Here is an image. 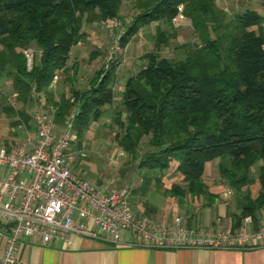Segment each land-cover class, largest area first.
I'll return each mask as SVG.
<instances>
[{"label": "trees", "instance_id": "trees-1", "mask_svg": "<svg viewBox=\"0 0 264 264\" xmlns=\"http://www.w3.org/2000/svg\"><path fill=\"white\" fill-rule=\"evenodd\" d=\"M122 1L131 15L115 36L120 48L141 26L156 23L153 49L125 78L111 118L117 148L141 171L136 188L157 190L161 171L171 166L181 184L164 195L208 201L216 194L208 191L204 164L217 158L218 177L235 197L231 227L245 216L255 226L264 210V17L255 10L228 14L215 0H0V77L16 100L33 101L32 90L51 100L48 85L57 71L66 72L70 47L85 38L83 24L121 20ZM177 15L192 34L176 46L181 60L158 54L175 37ZM32 46L39 52L27 68L21 51ZM115 65L110 60L95 70L86 89L70 91L71 100L53 101V120L76 106L71 126L78 137L110 106Z\"/></svg>", "mask_w": 264, "mask_h": 264}, {"label": "built area", "instance_id": "built-area-1", "mask_svg": "<svg viewBox=\"0 0 264 264\" xmlns=\"http://www.w3.org/2000/svg\"><path fill=\"white\" fill-rule=\"evenodd\" d=\"M21 52L29 68L32 49ZM32 97L33 145L29 150L18 145L12 151L0 146V167L6 169L0 180V194L7 196L0 204V220L8 225L0 264L13 262L20 236L37 237L45 244L68 233L81 236L100 233L106 241L115 243L120 232L126 230L137 238L134 245L160 249H247L264 241V222L251 231L184 227L177 218L173 224L162 227L137 215L131 209L127 187L97 186L71 171L75 158L68 147L73 139L71 116L63 120L54 135L50 115L38 109L42 94L32 90ZM16 174L21 177L15 178ZM242 221L250 222L249 216Z\"/></svg>", "mask_w": 264, "mask_h": 264}, {"label": "crops", "instance_id": "crops-1", "mask_svg": "<svg viewBox=\"0 0 264 264\" xmlns=\"http://www.w3.org/2000/svg\"><path fill=\"white\" fill-rule=\"evenodd\" d=\"M217 4V0H215ZM264 0L261 2V6L254 10L264 17ZM156 24V23H155ZM264 27V25H263ZM263 32V28H262ZM264 37V33H263ZM80 43V42H78ZM77 43V44H78ZM69 57V56H68ZM70 58V57H69ZM5 78L0 77V81ZM6 80V79H5ZM114 80V78H113ZM122 82V81H121ZM120 82V83H121ZM114 84V81L112 82ZM87 88V84L84 85L77 82H72V78L68 77L66 73L57 71L53 76L51 82L48 85V90L51 92V100H44V96L41 102H39L38 109L47 112L50 115L53 124L54 135L62 127L63 120L68 117H64L62 121H54L52 116L53 107L52 102L58 101L61 95L65 97L70 96V91H82ZM117 90L121 91L122 87L117 86ZM69 100L71 98L69 97ZM119 103V99H115L108 108L104 109L100 116L101 119L104 114L108 112L110 119L111 113L115 111ZM33 101L23 103L15 99L13 91H2L0 89V146L4 147L7 151L14 150L18 145H23L25 149L29 150L34 143L35 130L34 123L31 115L33 112ZM6 109V111H5ZM9 109V110H7ZM76 110V106H73L71 112L68 114L73 116ZM123 113H121V116ZM107 118L103 119L106 120ZM97 120V119H96ZM93 120V121H96ZM109 120V119H108ZM106 120V121H108ZM112 120V119H111ZM92 121V120H91ZM89 121L84 131L77 137L72 129L73 139L69 143V150L74 155V161L71 165V171L77 176H82L74 165L78 159V156L89 158V154H86L88 148L87 139L84 141L86 133L89 130L96 129V127L105 121L100 123ZM83 134V135H82ZM92 142V141H91ZM103 143L102 138H98L96 144ZM102 145H107L106 143ZM106 147V146H104ZM99 148V147H98ZM96 149V156L103 151L104 148ZM108 150V148H107ZM107 152V151H106ZM104 154V152H103ZM123 153L117 148V146L109 150L105 156L110 160L112 166H115L119 161ZM219 162V161H218ZM217 162V164H218ZM258 164V162H257ZM135 167V166H134ZM6 175V169L0 167V180ZM15 178L21 177L15 175ZM205 180V178H204ZM100 182V181H99ZM223 182V181H222ZM224 183V182H223ZM95 184H98L96 181ZM116 183L115 185H118ZM225 184V183H224ZM208 185V191L212 194H216L213 191L212 186ZM122 186V185H119ZM136 188V187H135ZM229 190L230 194L232 193ZM133 192V191H132ZM132 194H130L131 199ZM226 196L215 195L212 199L204 201L211 204L213 213L210 215L203 214L198 221L192 222L191 218H185L184 227H212L220 229H237L241 228L245 231H251L258 225L264 222V210L259 214L258 222L254 226L251 221L245 223L241 221L240 226L236 228L231 227L230 215L235 211V204L232 200V208L229 209V202L225 200ZM228 197V196H227ZM7 200L5 194H0V204ZM131 204V201H130ZM229 207V208H228ZM150 214L146 210H140L137 213L139 216L145 217L146 214L151 216L155 206H149ZM207 215V216H206ZM90 227L92 226L89 222ZM194 225V226H193ZM93 229V228H92ZM8 232V225L0 220V256L2 254L5 238ZM137 238L130 232L123 230L119 234L117 242H108L104 239L103 235L96 233L95 236H81L72 233L66 234L62 238H58L45 244H42L37 237L20 236L17 243V250L15 252L13 262L15 264H264V241L256 247L247 249H214L206 247H179L171 249H160L154 247H143L134 245L137 243Z\"/></svg>", "mask_w": 264, "mask_h": 264}, {"label": "rangeland", "instance_id": "rangeland-1", "mask_svg": "<svg viewBox=\"0 0 264 264\" xmlns=\"http://www.w3.org/2000/svg\"><path fill=\"white\" fill-rule=\"evenodd\" d=\"M261 2L262 0H217V5L227 11L228 14H232L246 8L254 10L261 6ZM120 13L122 16L121 20L108 19L102 23H84L82 29L85 33V38L82 42L70 47V58H67L65 64V73L68 77L72 78V82H82V84L88 85V81L95 70L100 67L105 68V65L110 60L116 62L113 71L114 84H112V102L120 98L121 91L117 90L116 87H123L125 78L135 73L144 64L142 54L153 49V35L156 25L155 22H150L141 26L130 36L124 46L120 48L114 39L115 36L120 35L124 26L129 22L131 13L127 2L122 1ZM172 23L176 29L175 37L170 39L166 46H161L158 54L162 57L181 60L183 59V53L180 49H176V46L183 42L191 41L192 34L188 21L180 15H177ZM31 48L33 56L35 55L37 57L39 51L34 46ZM93 50L100 52L99 55L91 57L90 55ZM5 79L0 81V89L4 92L12 91L11 84ZM104 108H108V106ZM105 118L109 120H103ZM100 121L105 122L101 124ZM93 122L100 124L96 129L89 130L85 138L83 137L84 141L87 139L88 142L86 154H89V158L78 156L74 165L82 173L81 178L101 187H120L119 185L127 187L130 194H132L130 199L131 209L138 208L134 209L136 213L140 210H146L150 214L149 206H155L151 216L148 217L146 214L145 217L162 227L173 224L175 218H177L179 225L182 226L185 225V218H191L192 222H196L203 214L209 215L210 213L211 215L213 213L211 204L208 202L207 204L206 202L203 203V200L200 198L192 199L189 195L185 194L182 201L178 202L171 195L163 194V189L169 187L170 184H181L179 177L172 173L171 166L161 171L162 175L158 182L160 187L157 190L152 189L151 184L145 190L135 188L140 184L141 171L134 167V162L124 153L115 166H112L110 160L105 158L107 152L116 147L113 135L117 129L110 119V114L107 112L101 119L97 118ZM98 138H102L103 143L107 145H102L103 143L100 145L98 143L96 144ZM100 147L104 149L96 156L95 150L97 148L100 149ZM218 161L217 158H214L204 164L205 182L212 186L217 196H226L225 200L229 202L230 208H228L231 210V202L233 200L235 203V197L232 193L230 194L229 190L227 191L228 186L218 177L216 171ZM96 181H98V184H95ZM150 181L151 183L154 182L152 177H150ZM116 183L119 184L115 185ZM233 207H235V204H233Z\"/></svg>", "mask_w": 264, "mask_h": 264}, {"label": "water", "instance_id": "water-1", "mask_svg": "<svg viewBox=\"0 0 264 264\" xmlns=\"http://www.w3.org/2000/svg\"><path fill=\"white\" fill-rule=\"evenodd\" d=\"M11 264H15V263H11Z\"/></svg>", "mask_w": 264, "mask_h": 264}]
</instances>
